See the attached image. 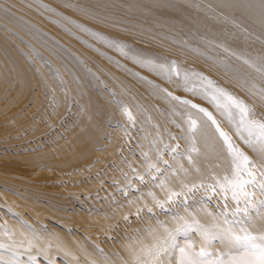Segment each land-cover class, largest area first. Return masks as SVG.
Here are the masks:
<instances>
[{"label":"bare ground","instance_id":"bare-ground-1","mask_svg":"<svg viewBox=\"0 0 264 264\" xmlns=\"http://www.w3.org/2000/svg\"><path fill=\"white\" fill-rule=\"evenodd\" d=\"M261 124L264 0H0V264H211Z\"/></svg>","mask_w":264,"mask_h":264},{"label":"snow or ice","instance_id":"snow-or-ice-1","mask_svg":"<svg viewBox=\"0 0 264 264\" xmlns=\"http://www.w3.org/2000/svg\"><path fill=\"white\" fill-rule=\"evenodd\" d=\"M259 127L261 129L259 138L264 144V124L259 125ZM243 160L245 164L250 163L247 157H243ZM244 183H250V181ZM240 186L242 188L243 184ZM212 239H219L221 244L225 245V250L217 254L216 259L211 264H264V233L253 234L245 227H241L238 231L227 228L222 234L213 236ZM171 246L178 247L177 245ZM209 255L211 253H207L203 249L197 253L196 257L200 258L199 264H205L203 258ZM176 259L177 264H197V260L190 256L184 248H179V255Z\"/></svg>","mask_w":264,"mask_h":264},{"label":"rangeland","instance_id":"rangeland-1","mask_svg":"<svg viewBox=\"0 0 264 264\" xmlns=\"http://www.w3.org/2000/svg\"><path fill=\"white\" fill-rule=\"evenodd\" d=\"M7 17V16H6Z\"/></svg>","mask_w":264,"mask_h":264}]
</instances>
